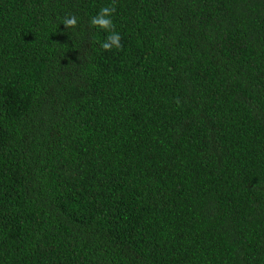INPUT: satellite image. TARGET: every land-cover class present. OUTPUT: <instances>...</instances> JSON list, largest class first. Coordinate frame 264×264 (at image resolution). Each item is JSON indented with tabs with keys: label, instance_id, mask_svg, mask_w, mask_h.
<instances>
[{
	"label": "trees",
	"instance_id": "obj_1",
	"mask_svg": "<svg viewBox=\"0 0 264 264\" xmlns=\"http://www.w3.org/2000/svg\"><path fill=\"white\" fill-rule=\"evenodd\" d=\"M114 3L0 0V264H264V0Z\"/></svg>",
	"mask_w": 264,
	"mask_h": 264
},
{
	"label": "clouds",
	"instance_id": "obj_2",
	"mask_svg": "<svg viewBox=\"0 0 264 264\" xmlns=\"http://www.w3.org/2000/svg\"><path fill=\"white\" fill-rule=\"evenodd\" d=\"M116 11L115 3L111 6H103L100 8L99 12L90 19V25L97 29H102L109 34L106 39L100 42V47L105 51H110L112 48L121 49L123 47L121 43L120 33L115 31V24L112 20V16ZM62 23L66 28H75L78 21L75 15L65 16Z\"/></svg>",
	"mask_w": 264,
	"mask_h": 264
}]
</instances>
